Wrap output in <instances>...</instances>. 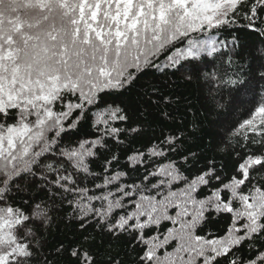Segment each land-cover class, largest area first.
<instances>
[{"label": "snow or ice", "instance_id": "snow-or-ice-1", "mask_svg": "<svg viewBox=\"0 0 264 264\" xmlns=\"http://www.w3.org/2000/svg\"><path fill=\"white\" fill-rule=\"evenodd\" d=\"M0 264H264V0H0Z\"/></svg>", "mask_w": 264, "mask_h": 264}, {"label": "trees", "instance_id": "trees-1", "mask_svg": "<svg viewBox=\"0 0 264 264\" xmlns=\"http://www.w3.org/2000/svg\"><path fill=\"white\" fill-rule=\"evenodd\" d=\"M192 102L193 103H196L195 99H193ZM237 116H239V113H237ZM223 227H224V224H223L222 221L219 222V223H217L214 226L215 230H217V231H222L223 230ZM66 234H67V239H72L73 238V228H72V226H69V227L66 228L64 226V224H61L59 230H57V231L54 232V235L52 237V243H55V241L57 239L64 238Z\"/></svg>", "mask_w": 264, "mask_h": 264}]
</instances>
